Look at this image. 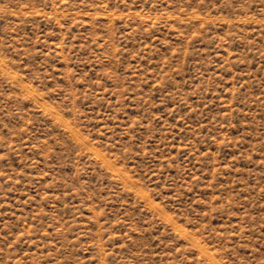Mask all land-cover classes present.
<instances>
[{"label":"rangeland","instance_id":"rangeland-1","mask_svg":"<svg viewBox=\"0 0 264 264\" xmlns=\"http://www.w3.org/2000/svg\"><path fill=\"white\" fill-rule=\"evenodd\" d=\"M0 264H264V0H0Z\"/></svg>","mask_w":264,"mask_h":264}]
</instances>
